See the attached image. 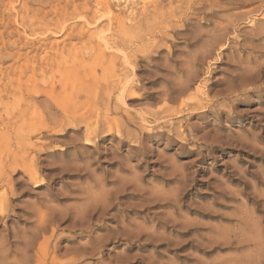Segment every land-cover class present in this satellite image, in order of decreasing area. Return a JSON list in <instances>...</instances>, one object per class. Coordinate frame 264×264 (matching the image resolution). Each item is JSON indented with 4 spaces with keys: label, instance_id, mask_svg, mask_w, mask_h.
<instances>
[{
    "label": "rangeland",
    "instance_id": "374dc122",
    "mask_svg": "<svg viewBox=\"0 0 264 264\" xmlns=\"http://www.w3.org/2000/svg\"><path fill=\"white\" fill-rule=\"evenodd\" d=\"M40 1L28 0L29 12L52 23L85 0ZM224 3L174 1L169 31L104 57L88 49L96 37L75 34L82 13L64 29L50 24L52 34L23 32L18 20L7 27L16 37L0 22V161L16 167L0 264H264V39L245 41L264 26V3L255 24L238 22L206 56L242 8ZM22 153L40 184L11 160Z\"/></svg>",
    "mask_w": 264,
    "mask_h": 264
},
{
    "label": "bare ground",
    "instance_id": "6f19581e",
    "mask_svg": "<svg viewBox=\"0 0 264 264\" xmlns=\"http://www.w3.org/2000/svg\"><path fill=\"white\" fill-rule=\"evenodd\" d=\"M20 1L21 3L19 4V7H17L16 2ZM30 1V0H29ZM33 1H37V2H41L40 0H33ZM70 1V0H69ZM67 1V2H69ZM177 1V3H179L180 0H93V4L86 3V0L81 4L80 3V10L77 8V3L75 4L74 2L71 3L72 8L71 10H68L67 8H65L63 10L62 13H57L54 16V25L53 27L55 28H60V29H64L65 28V22L66 19L70 16L73 17V15L75 16L76 13H82L83 16H81V19L83 21L82 26L78 29H76L75 34L78 36H84V33H88V37L90 39H92L93 37H96L95 39H98V42H96L94 45H91L90 50H92L95 53V56H103L105 53V50L110 49L115 47L116 48H120L122 50H129L130 52L137 50V46L139 45H144L145 43L148 44L149 40H155L156 38H158L157 36L162 35L164 33H166L167 31H169V24H170V20L172 19L173 16H175L176 14H173L172 11L170 10L171 8V4L172 2ZM182 1V0H181ZM214 1V0H213ZM218 1V0H217ZM226 2L227 6L229 5L230 8H238V7H242L240 11L238 12H234L231 16L232 18L228 20V24L227 25H222L219 26L217 28V32H215L212 35L211 38V43L209 45V47L206 49V56H210L214 50V48L219 45L222 46L224 44H226L229 41V37L228 35L230 34V32H233V34L239 30L238 28L236 29V25H238L239 27V23L240 21L246 20L250 25L255 24L254 21V14L256 12L260 11V8L263 6L264 0H219ZM65 1V3H67ZM82 2V1H81ZM185 2V0H184ZM30 3V2H29ZM35 3V2H34ZM33 3V4H34ZM43 3V2H42ZM41 3V4H42ZM54 3V2H53ZM61 3V2H60ZM60 3L58 4L57 1V6L60 5ZM70 3V2H69ZM254 6H251L253 4H255ZM32 4V2H31ZM38 4V3H36ZM35 4V5H36ZM40 4V3H39ZM45 4V3H43ZM48 4V3H47ZM218 4V3H217ZM225 4V3H224ZM28 4V0H0V22L1 25L3 27V32H7L8 35H17L16 37L20 36V33L18 30H15V32H12V30L7 31V27L9 23L12 22H16V21H20L21 24L23 26L22 31L23 32H28L30 31L31 33L37 32L39 34H43V33H51L52 32V27L50 26V24L52 23H48L46 21V13H43L40 10V5L38 7H36V9H38V11H41V17L37 18L36 17V10H32L31 13L29 12L30 10L28 9L29 7L27 6ZM53 5V4H52ZM51 5V7H53ZM56 5V4H55ZM66 5V4H65ZM64 5V6H65ZM70 5V4H69ZM120 5H122L121 8H118L117 12H114V8L113 7H119ZM173 5V4H172ZM178 5V4H177ZM189 5V4H188ZM32 6V5H31ZM44 6V5H43ZM46 6V5H45ZM61 6V5H60ZM176 6V5H175ZM210 6H212L210 4ZM217 6V5H216ZM18 9H17V8ZM28 7V8H27ZM167 7V8H166ZM228 7V8H229ZM244 7V8H243ZM246 7V8H245ZM32 8V7H30ZM60 8V7H59ZM70 8V7H68ZM126 8V16L124 15V10ZM174 8V7H173ZM206 8V7H205ZM33 9H35L33 7ZM57 8H54V10H56ZM62 8L59 9V11H61ZM169 9V10H167ZM203 9V8H202ZM227 9V7L225 8ZM176 10V9H174ZM224 10V9H223ZM36 11V12H35ZM50 11V10H49ZM58 11V9H57ZM58 11V12H59ZM177 11V10H176ZM215 11V10H214ZM45 12V11H44ZM52 12V11H51ZM174 12V11H173ZM211 12V11H210ZM6 13V15H5ZM48 13V12H47ZM52 13H55L52 12ZM177 13V12H176ZM181 13V11H180ZM218 13V12H217ZM263 12L260 11V14H262ZM58 14V15H57ZM215 12L210 13V16H214ZM38 15V14H37ZM6 16V17H5ZM208 17V16H207ZM53 19V18H52ZM71 19V18H68ZM205 19V17H204ZM210 20V19H209ZM70 21V20H69ZM68 22V21H67ZM66 22V23H67ZM239 22V23H238ZM92 25V31L88 30V28H84L85 27H90V25ZM219 25V23H218ZM69 26V25H68ZM70 27V26H69ZM75 27V26H74ZM67 28V27H66ZM59 29V31H60ZM70 29V28H69ZM90 29V28H89ZM54 31V30H53ZM69 31V30H68ZM244 31V30H243ZM22 32V33H23ZM29 32V33H30ZM57 32V29H56ZM65 32V31H64ZM73 32V31H72ZM72 32H70L71 34H73ZM2 33V32H1ZM15 33V34H14ZM30 33V34H31ZM53 33V32H52ZM51 33V34H52ZM175 34L179 35L182 34V31H178L176 30L174 32ZM3 34V33H2ZM60 35V34H59ZM68 35V33H67ZM108 35V36H107ZM183 35V34H182ZM46 36V35H45ZM47 36H50L49 34ZM70 36V35H69ZM72 36V35H71ZM70 36V37H71ZM74 36V35H73ZM101 38L99 40V38ZM79 37V38H80ZM86 37V36H85ZM83 39H86V38ZM112 39V40H111ZM163 39V38H162ZM264 39V26L263 25H259L256 28H254L253 33L247 36H245V41H255V40H262ZM86 40V42L88 41ZM112 44H111V41ZM206 40V39H205ZM210 40V39H209ZM95 41V40H94ZM102 41V45L104 44V47L102 48L100 46V43ZM84 42V41H83ZM90 42V41H89ZM85 43V42H84ZM154 43V42H153ZM157 43V42H156ZM90 44V43H88ZM86 44V46L88 45ZM139 44V45H138ZM263 44V43H262ZM84 46V44H83ZM147 46V45H146ZM150 46V44H149ZM254 46V45H253ZM144 47V46H143ZM152 47V46H151ZM155 47V45H154ZM246 47V46H245ZM141 48V47H140ZM217 48V47H216ZM145 49V48H144ZM254 49V48H253ZM142 50V49H141ZM145 50H143L142 52H144ZM136 52V51H135ZM147 52V49H146ZM88 54V53H87ZM91 54V53H89ZM93 54V53H92ZM133 54V53H132ZM94 55V54H93ZM125 58H126V62H128L127 60V53L124 54ZM131 55V54H130ZM134 55V54H133ZM205 55V54H204ZM95 56H93L95 58ZM92 57V56H91ZM100 57V58H101ZM104 57V56H103ZM134 57V56H133ZM98 58V57H97ZM131 58L128 57V59ZM96 59V58H95ZM204 60V59H202ZM131 62V61H130ZM202 62V61H201ZM111 63V62H110ZM109 63L108 66H110L111 64ZM100 64V63H99ZM125 64V61H124ZM128 64V63H126ZM106 67V65H105ZM65 72H67L65 70ZM73 72V71H72ZM69 73V72H67ZM92 73V72H91ZM74 73V77H75ZM86 74V73H85ZM90 74V73H89ZM88 74V75H89ZM93 74V73H92ZM95 74V73H94ZM86 74L85 77L88 76ZM193 75V74H192ZM198 75V74H197ZM196 75V76H197ZM68 76V75H67ZM70 76V75H69ZM91 76V75H90ZM193 78H195L194 76H192ZM69 78V77H68ZM93 78V77H92ZM190 78V77H189ZM81 79V78H80ZM194 80V79H193ZM192 80V81H193ZM80 81V80H77ZM189 81V79H188ZM190 82V81H189ZM186 83V82H185ZM191 83V82H190ZM184 84V83H183ZM82 85V84H81ZM185 85V84H184ZM79 86V85H77ZM76 86V87H77ZM183 86V85H182ZM189 86H191V84H189L187 82L185 87H182L183 89H178L176 92H178L177 94H180L181 92L184 91V88H189ZM78 88V87H77ZM84 89V88H83ZM113 89V88H112ZM173 89V88H172ZM171 89V90H172ZM77 90V89H76ZM107 90V89H106ZM79 91V89H78ZM84 91V90H83ZM95 91V90H94ZM92 91L93 97L95 96V98H97V91L95 92ZM112 91V90H111ZM111 91H106V93L111 92ZM69 92V91H68ZM94 92V93H93ZM124 92V91H123ZM66 93V91H65ZM83 93V92H82ZM105 93V94H106ZM121 93V92H120ZM185 93V92H183ZM77 94V93H76ZM86 94V93H85ZM164 94V93H163ZM176 94V93H175ZM176 94V95H177ZM70 95V93H69ZM109 95V94H108ZM121 95V94H120ZM183 95V94H182ZM65 96V95H63ZM72 96V95H71ZM69 96V97H71ZM107 96V95H105ZM123 96V95H122ZM109 97V96H108ZM169 98V97H168ZM90 99V98H89ZM106 99V98H105ZM172 99H175V97H172ZM95 100V99H94ZM107 100V99H106ZM171 100V99H170ZM109 101V100H108ZM172 101V100H171ZM174 102V100H173ZM107 106L109 107V104H107ZM194 109V108H193ZM183 110V109H182ZM181 111V110H180ZM180 111H178L180 113ZM192 111V110H191ZM71 113V112H70ZM157 113V112H156ZM155 113V114H156ZM74 114V113H73ZM86 116V115H85ZM71 117V116H69ZM75 117V116H74ZM88 117V116H86ZM72 118V117H71ZM86 120V119H85ZM62 123V122H61ZM108 123V122H107ZM63 124V123H62ZM66 124V123H65ZM73 124V122H72ZM86 124H90L87 123ZM110 124V123H109ZM107 124H105L106 126ZM63 126V125H62ZM66 126V125H65ZM64 126V127H65ZM73 126V125H72ZM59 128H62L59 126ZM97 128V127H96ZM63 129V128H62ZM62 129H58L61 130ZM91 129V128H90ZM87 130V129H86ZM93 130V129H92ZM91 130V131H92ZM107 131H110V128L108 126V129H106ZM57 131V130H56ZM90 131V132H91ZM95 131V129H94ZM55 131H53L54 133ZM58 132V131H57ZM57 132H55L57 134ZM88 133L85 135V141H84V145H89V143L91 141V137L89 136L90 132L87 131ZM96 132V131H95ZM59 133V132H58ZM117 133L120 134L119 130H117ZM93 135V134H92ZM95 135V134H94ZM121 135V134H120ZM94 138V137H93ZM95 139V138H94ZM92 141H94L92 139ZM34 147H37L39 150L42 149V146L40 145H34ZM62 150V148H61ZM22 151V150H21ZM27 152V151H26ZM29 154V153H28ZM13 155V154H12ZM16 155V154H14ZM28 155L26 153H22L21 156L16 157L13 156V161L17 160V158L20 160L19 164L22 167V169L25 171V174H27V176L30 178L29 180H35V182H37L36 185L40 184L43 180L39 179L36 180V169L34 168L35 166L33 165L32 161L27 160ZM12 157V156H11ZM10 158V157H9ZM29 159V158H28ZM32 160V159H31ZM18 161V160H17ZM9 162L10 159L7 158L6 162H2L0 161V177L3 176V180H1V184L3 186H5V188H3V192H0V215H3L5 211V205L7 204V199L6 198V193L7 191H10L12 193V180L10 178V174H8L9 170H15L16 167L12 166ZM18 163V162H17ZM18 164V165H19ZM17 165V164H16ZM17 165V166H18ZM66 167V166H65ZM21 169V168H20ZM63 169V168H62ZM63 171V170H62ZM38 174V173H37ZM1 179V178H0ZM96 209V208H95ZM41 209H39L38 215L39 220H38V224H36L38 228L44 230L45 229V224L44 221L46 219L45 216V212L40 211ZM37 215V214H36ZM45 216V217H44ZM2 217V216H1ZM37 223V222H36ZM45 240V239H44ZM46 241V240H45ZM44 242V241H43ZM46 245V244H45ZM40 246V244H39ZM3 247V246H2ZM48 246H46L45 248H47ZM10 250V249H9ZM45 251L47 252V250L45 249ZM1 252V251H0ZM10 253V252H9ZM12 253V252H11ZM19 253V252H18ZM37 253V252H36ZM44 253V252H43ZM16 254V253H15ZM18 255V254H17ZM37 255H41V254H37ZM36 255V256H37ZM45 255V254H44ZM46 256V255H45ZM48 256V254H47ZM82 256V255H81ZM41 257V256H40ZM44 257V256H43ZM2 258V256L0 255V259ZM23 258V257H22ZM38 258V257H36ZM48 258V257H47ZM56 258V257H55ZM21 259V258H20ZM41 259V258H40ZM46 259V258H45ZM44 259V261H45ZM73 259V258H72ZM2 260V259H1ZM23 260V259H22ZM36 260V259H35ZM34 260V261H35ZM43 261V259H41ZM40 260V261H41ZM39 261V258H38ZM48 261V260H47ZM75 261V260H74ZM72 262V261H71ZM5 263V262H4ZM11 263V262H10ZM35 263V262H34ZM38 263V262H37ZM36 263V264H37ZM12 264V263H11ZM31 264V263H30ZM39 264V263H38ZM44 264V263H43ZM58 264V263H56ZM66 264H68V262H66ZM213 264H224L222 262H218V263H213Z\"/></svg>",
    "mask_w": 264,
    "mask_h": 264
}]
</instances>
